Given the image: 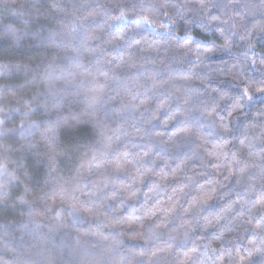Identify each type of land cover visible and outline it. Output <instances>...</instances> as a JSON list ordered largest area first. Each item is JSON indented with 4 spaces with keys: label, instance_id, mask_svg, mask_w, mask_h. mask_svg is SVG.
Instances as JSON below:
<instances>
[{
    "label": "clouds",
    "instance_id": "1",
    "mask_svg": "<svg viewBox=\"0 0 264 264\" xmlns=\"http://www.w3.org/2000/svg\"><path fill=\"white\" fill-rule=\"evenodd\" d=\"M0 264H264V0H0Z\"/></svg>",
    "mask_w": 264,
    "mask_h": 264
}]
</instances>
